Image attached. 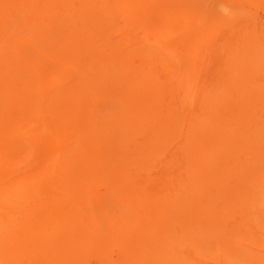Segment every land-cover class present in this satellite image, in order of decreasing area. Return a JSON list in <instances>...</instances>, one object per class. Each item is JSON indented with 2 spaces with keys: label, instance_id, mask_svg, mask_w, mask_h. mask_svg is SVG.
I'll use <instances>...</instances> for the list:
<instances>
[{
  "label": "bare ground",
  "instance_id": "bare-ground-1",
  "mask_svg": "<svg viewBox=\"0 0 264 264\" xmlns=\"http://www.w3.org/2000/svg\"><path fill=\"white\" fill-rule=\"evenodd\" d=\"M259 221L264 0H0V264H264Z\"/></svg>",
  "mask_w": 264,
  "mask_h": 264
},
{
  "label": "rangeland",
  "instance_id": "rangeland-1",
  "mask_svg": "<svg viewBox=\"0 0 264 264\" xmlns=\"http://www.w3.org/2000/svg\"><path fill=\"white\" fill-rule=\"evenodd\" d=\"M258 225H260V231H259V233H257L256 235H254V238H255V240H260V242H262V240L264 241V222L263 221H259L258 222ZM242 237H243V235L240 236L239 238H242ZM262 244H263V242H262Z\"/></svg>",
  "mask_w": 264,
  "mask_h": 264
}]
</instances>
